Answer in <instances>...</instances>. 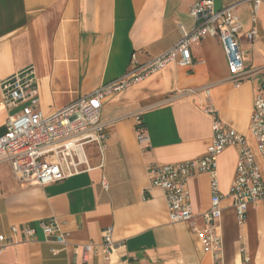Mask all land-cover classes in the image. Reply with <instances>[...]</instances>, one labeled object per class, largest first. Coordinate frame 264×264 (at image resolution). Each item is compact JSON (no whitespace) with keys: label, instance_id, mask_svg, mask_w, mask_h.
Here are the masks:
<instances>
[{"label":"crops","instance_id":"obj_1","mask_svg":"<svg viewBox=\"0 0 264 264\" xmlns=\"http://www.w3.org/2000/svg\"><path fill=\"white\" fill-rule=\"evenodd\" d=\"M195 0H0V82L33 65L40 107L60 109L96 88L126 76L133 54L140 62L157 56L190 31ZM244 0H216L217 7ZM249 5V2H247ZM242 5V4H241ZM238 7V12L239 8ZM240 13V12H239ZM246 70L240 86L230 81L218 37L192 45L194 64L166 68L108 96L101 121L107 133L103 150L85 146L81 171L64 180L19 183L9 165L0 167V235L22 239L11 228H37L34 240L10 243L0 264H213L198 235L185 222H172L163 190L150 187L148 165L177 163L203 156L212 140V116L204 110L211 89L223 122L244 134L255 149L250 121L264 66V1L259 34L249 42L252 23L240 13ZM255 49V63L249 52ZM250 63V64H249ZM1 99V88H0ZM10 112L0 106V136ZM138 123L144 138H138ZM140 129V128H139ZM239 148L218 157L220 190L227 194L235 176ZM264 176V167L262 166ZM106 178L109 188L102 187ZM199 227L211 201L210 176L188 179ZM220 231L225 264H264V203L251 202L239 224L233 201L224 197ZM56 220L68 244L47 240L40 221ZM113 228L116 249L106 257L103 232ZM94 243L95 250L84 252ZM59 249L53 253L51 248Z\"/></svg>","mask_w":264,"mask_h":264},{"label":"built area","instance_id":"obj_2","mask_svg":"<svg viewBox=\"0 0 264 264\" xmlns=\"http://www.w3.org/2000/svg\"><path fill=\"white\" fill-rule=\"evenodd\" d=\"M264 0H244L242 2L217 7L216 0H195L189 14L193 18L190 31L182 29V36L173 46L147 61L140 62L133 54L131 67L125 77L96 88L90 94L78 97L66 106L44 112L40 107L36 71L29 65L0 82V106L10 114L6 130L0 136V162L10 166L14 178L21 184L45 185L58 182L81 171L85 164V146L96 144L100 150L106 145L107 133L101 113L105 99L126 86L144 79L148 75L166 68L170 63L183 67L194 64L191 47L194 43L210 36L218 37L223 48L230 81L240 86L252 72L246 70V50L242 47L240 34L244 29L243 19L238 7L249 2L251 29L245 36L249 42L256 40L259 34L258 14ZM254 72L263 75L257 86L250 121V131L255 141V149L247 137L227 126L215 107L211 89L206 88L207 103L204 110L212 116V140L206 153L198 158L177 163L148 165L150 187L163 190L169 217L172 222H185L198 235L205 252L213 257V264H225L223 237L220 231L224 197L233 201L239 224L246 221L248 206L251 202L264 203V66ZM139 124V123H138ZM138 138H144V132L138 128ZM239 148L236 172L230 190L223 194L220 190L218 175V157L228 146ZM199 173L210 176L211 201L203 214L205 225L197 224L193 212L188 179ZM102 187L109 188L106 178ZM38 227L47 240L59 244H68V234L60 229L56 220L40 221ZM14 235L21 234L22 239L7 240L0 235V253L10 244L35 239L37 228L23 225L11 228ZM103 246L106 257L116 249L113 240V228L103 232ZM87 254L97 245L89 243L83 246ZM53 253L59 249L51 248Z\"/></svg>","mask_w":264,"mask_h":264},{"label":"rangeland","instance_id":"obj_3","mask_svg":"<svg viewBox=\"0 0 264 264\" xmlns=\"http://www.w3.org/2000/svg\"><path fill=\"white\" fill-rule=\"evenodd\" d=\"M248 9H249V5L247 2L243 3L241 5V7L239 8V12L242 14V16L246 19V14L248 12ZM249 58L251 59V63H255V49L253 47H251V50L249 52ZM250 64V63H249ZM6 163H3V162H0V167H5Z\"/></svg>","mask_w":264,"mask_h":264},{"label":"trees","instance_id":"obj_4","mask_svg":"<svg viewBox=\"0 0 264 264\" xmlns=\"http://www.w3.org/2000/svg\"><path fill=\"white\" fill-rule=\"evenodd\" d=\"M138 127L143 131L141 123L138 124Z\"/></svg>","mask_w":264,"mask_h":264}]
</instances>
